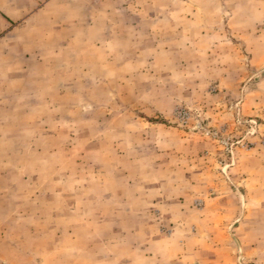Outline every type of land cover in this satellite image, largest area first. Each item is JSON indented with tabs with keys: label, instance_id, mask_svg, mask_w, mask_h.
I'll use <instances>...</instances> for the list:
<instances>
[{
	"label": "rangeland",
	"instance_id": "obj_1",
	"mask_svg": "<svg viewBox=\"0 0 264 264\" xmlns=\"http://www.w3.org/2000/svg\"><path fill=\"white\" fill-rule=\"evenodd\" d=\"M0 264H264V0H47L2 41Z\"/></svg>",
	"mask_w": 264,
	"mask_h": 264
},
{
	"label": "crops",
	"instance_id": "obj_2",
	"mask_svg": "<svg viewBox=\"0 0 264 264\" xmlns=\"http://www.w3.org/2000/svg\"><path fill=\"white\" fill-rule=\"evenodd\" d=\"M47 0H0V43L10 39Z\"/></svg>",
	"mask_w": 264,
	"mask_h": 264
}]
</instances>
